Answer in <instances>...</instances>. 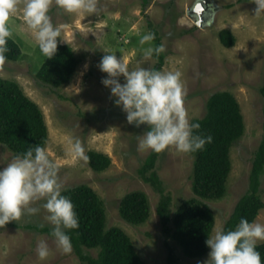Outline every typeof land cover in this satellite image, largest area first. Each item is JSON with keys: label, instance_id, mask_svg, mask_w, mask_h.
<instances>
[{"label": "rangeland", "instance_id": "rangeland-1", "mask_svg": "<svg viewBox=\"0 0 264 264\" xmlns=\"http://www.w3.org/2000/svg\"><path fill=\"white\" fill-rule=\"evenodd\" d=\"M199 1L148 0L145 5V0H100L103 11L98 16L68 14L53 5L52 21L63 29L64 41L58 44L72 45L82 58L74 79L58 93L42 89L34 78L30 55L34 53L39 58L35 69L46 57L23 22L22 14L17 13L8 20L12 35L22 40L26 56L0 64V76L16 79L42 107L50 134L46 149L60 165L59 177L65 188L81 183L94 187L107 203L108 225L121 226L148 264H169L170 246L175 247L177 264H201L210 251L204 257H187L177 242L165 234L157 213L161 194L137 172L151 152L137 150L138 139L147 126L138 128L128 124L126 114L115 105L110 89L101 83L107 74L97 65L108 54L105 51L118 57L123 55L130 69L154 67L157 59L153 57L144 63L142 49L148 45L139 43L142 35L150 31V20L159 30L167 52L160 70L182 73L190 121L205 115L207 100L216 91H231L238 99L246 131L231 150L233 167L227 194L221 199L204 200L214 210V229L224 227L247 191L253 158L264 139V15L255 16L256 5L250 0H204L199 18L194 10ZM191 28L194 29L191 31ZM223 29L234 34L233 46L228 47L221 41ZM151 44L154 46L153 41ZM77 138L85 146L86 154L90 149L107 153L112 158V166L99 173L87 161L70 155V143ZM14 156L0 144V164H6ZM193 160L192 154L179 153L174 148L159 156L156 170L165 192L172 194L173 210L182 200L197 196L192 190ZM261 187L264 189V174ZM133 190H144L150 197L152 215L142 225L128 223L119 213L120 198ZM42 203L33 206L40 207ZM46 215L41 207L38 214L25 215L0 228V264H87L74 248L70 254H64L56 247ZM255 221L264 223V208ZM41 239L50 248L45 261H40L36 254ZM89 252L97 255V249Z\"/></svg>", "mask_w": 264, "mask_h": 264}, {"label": "trees", "instance_id": "trees-1", "mask_svg": "<svg viewBox=\"0 0 264 264\" xmlns=\"http://www.w3.org/2000/svg\"><path fill=\"white\" fill-rule=\"evenodd\" d=\"M148 0H145L147 5ZM170 10V8H169ZM150 32L155 34L154 46L162 43L159 30L148 20ZM194 26V28H196ZM191 28V31L194 29ZM221 41L231 47L235 36L231 30L220 32ZM5 61H19L26 56L24 44L17 37L8 40ZM37 51V50H36ZM35 51V52H36ZM28 55V54H27ZM167 52L157 58L153 68L161 69ZM31 69L37 84L49 91L58 93L74 79L82 58L76 54L70 44H58V50L51 59L47 57L42 65L34 53L30 55ZM35 58V59H34ZM264 93V87L262 88ZM199 123V134L212 135L213 143L205 149L192 154V190L195 197L182 200L175 210L173 197L165 192L162 179L156 170L160 154L150 152L142 166L137 169L140 178L160 192L157 213L163 230L182 248L185 256L204 257L210 251L205 241L213 233L216 217L213 208L204 200H217L227 194L228 179L232 171L231 150L235 142L246 131L245 118L241 105L231 91L219 90L210 95L206 103V113L193 118ZM49 128L42 107L32 99L14 78L0 76V144L14 155L25 152L37 144L47 148ZM89 167L96 172L107 171L112 166V158L103 151L90 149L87 154ZM264 174V139L255 152L250 171V183L247 191L240 197L233 212L223 227L233 230L241 218L255 221L264 208V189L261 187ZM63 194L68 196L79 215V228L70 230L73 248L87 264H148L137 251L131 236L121 226L108 225V208L105 199L92 186L81 183L66 188ZM120 216L130 224L142 225L152 215L151 201L144 190H133L119 200ZM97 249V255L89 251ZM264 259V242L258 246ZM176 250L170 246L169 264H177Z\"/></svg>", "mask_w": 264, "mask_h": 264}, {"label": "clouds", "instance_id": "clouds-1", "mask_svg": "<svg viewBox=\"0 0 264 264\" xmlns=\"http://www.w3.org/2000/svg\"><path fill=\"white\" fill-rule=\"evenodd\" d=\"M200 1L204 3V0ZM250 2L256 5V17L264 15V0ZM53 5L68 14L98 16L103 11L100 0H0V64L6 59L8 40L12 37L8 20L17 13L22 14L40 52L47 59L55 56L58 43L64 38L62 27L52 21L50 10ZM58 38L61 39L58 41ZM154 39L155 34L149 31L139 41L140 45H148L142 49L144 63L165 51L163 44L152 46ZM105 52L108 54L97 65L107 74L101 83L110 89L115 105L126 114L128 124L138 128L147 126L138 139V151L161 153L174 148L179 153L189 154L202 151L207 144L213 143V136L199 134L197 130L201 125L189 119L180 71L144 66L130 69L123 55L118 57ZM68 153L80 160H88L86 148L78 138L70 143ZM0 165H3L0 166V228L25 215L34 216L42 207L47 213L45 220L52 226L49 234L56 247L64 254H70L73 245L68 233L79 228V215L72 200L63 194L67 189L59 177L60 165L50 152L37 144ZM41 201L40 207L33 206ZM261 242H264V223L241 218L233 230H213L205 241L210 249L208 258L201 264H264L258 251ZM36 254L40 261L48 258L50 248L46 240L38 241Z\"/></svg>", "mask_w": 264, "mask_h": 264}, {"label": "water", "instance_id": "water-1", "mask_svg": "<svg viewBox=\"0 0 264 264\" xmlns=\"http://www.w3.org/2000/svg\"><path fill=\"white\" fill-rule=\"evenodd\" d=\"M203 9H204V6H203L202 1L198 2L194 8V10L196 11L195 13H197L200 17H201V13H202L201 11H203ZM191 13H192V11H191Z\"/></svg>", "mask_w": 264, "mask_h": 264}]
</instances>
